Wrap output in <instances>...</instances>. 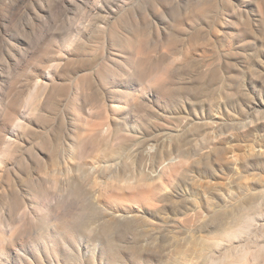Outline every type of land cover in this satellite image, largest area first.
<instances>
[{
	"label": "rangeland",
	"instance_id": "374dc122",
	"mask_svg": "<svg viewBox=\"0 0 264 264\" xmlns=\"http://www.w3.org/2000/svg\"><path fill=\"white\" fill-rule=\"evenodd\" d=\"M8 1L0 0V109L24 95L33 59L39 57L43 61L62 57V63L70 59V69L56 80L68 84L88 73L89 84L80 91L69 88V95L51 111L46 123L52 122L23 134L17 151L4 165L0 229L17 236V241L0 254V264H177L187 253L207 246L202 242L190 249L180 247L186 245L181 239L187 228H195L204 214L227 205L239 185L250 188V212L264 213V0H24L13 16L6 7ZM201 4L211 9L194 18ZM112 26L121 35L147 41L141 53L133 52L134 57L149 54L161 67L175 59L169 72L175 74L180 91L166 99L140 91L141 85L122 65L130 54L119 45ZM104 62L117 65L121 77L112 76L101 86L97 74ZM38 73L40 81H47L45 73ZM118 92L133 94L131 111L118 112L109 137L96 136V153L82 160L75 154L70 159L66 143L77 125L67 120L71 105L67 97L77 95L78 103L91 97L87 108L92 119L99 121L103 105H111ZM121 101L125 105V99ZM224 105L231 112L222 110ZM217 106L222 107L219 112L214 111ZM244 107L252 129L241 143L238 133ZM106 111L112 115L107 106ZM213 115L219 124L215 131H231L240 148L219 153V159L217 153L199 159L191 156L194 162L189 158L191 165L173 179L175 192L160 194L163 200L145 217L127 220L114 205L96 203L109 172V168L99 170V164L107 161L120 176H137L141 169L150 171L152 162L144 157L150 145L165 155L180 150L193 153L191 145L204 138L207 128L203 125ZM178 118L188 122L180 136L173 126ZM33 150L40 151V159ZM259 150L263 154L258 155ZM247 151L250 157L232 161ZM68 163L70 172L65 168ZM258 172L262 182L254 188ZM237 204L205 220L212 231L203 232L206 238L217 232L222 214L235 218L245 212ZM105 220L112 223L108 236L102 231ZM253 222L248 237L224 245L220 255L231 247L241 255L247 252L237 264H264V216L254 217ZM67 226L72 232H65ZM45 238L56 242L54 249L45 248ZM163 238H168L167 250L160 247ZM144 255L152 257L149 262L143 261Z\"/></svg>",
	"mask_w": 264,
	"mask_h": 264
},
{
	"label": "bare ground",
	"instance_id": "6f19581e",
	"mask_svg": "<svg viewBox=\"0 0 264 264\" xmlns=\"http://www.w3.org/2000/svg\"><path fill=\"white\" fill-rule=\"evenodd\" d=\"M23 2L24 0H9L8 5L6 6L8 9V13L12 16L16 14L17 10L23 4ZM201 5L194 11V18H198V16L201 14V16H204L211 9V6L209 5ZM222 21L224 22V19H222ZM114 27H116V25ZM114 32L115 34L113 35L117 34L118 36L117 39H119V45L126 50L128 49L129 51L130 55L129 57H127V59H124L125 61L122 60V65L127 70L131 71V74L129 76L132 79H135L139 83V85H141L140 91L144 92L148 90V93L152 92L158 97L164 99H166L167 96H174L176 94V92L174 93V91H176L179 87L176 86L177 83L175 74L169 72V67L172 69L170 65L173 66L176 60L171 59L167 66L161 67L159 60H153V58L149 54L145 55L142 58H139L137 56L134 57L133 52L141 53L142 50L145 49L147 41L144 39V37H127L119 34L116 29L113 28V33ZM61 58H47V60L44 61L40 60V57L37 59H33L34 69L28 76L27 89L25 90L24 95H18L16 98L11 99L7 103H5L3 107H1L0 174L4 172L5 169L3 170V168L7 166H4L7 160L12 159V156L17 151V147L20 146V137L23 136V134L26 135L31 132L35 133V128L39 125H45L52 122L51 121L46 123L48 120H50L49 115L51 114V111L53 112V109L61 104L63 97L69 95L67 94V92H69V88L71 89L72 87L76 88L77 90H84L85 88H88V73L81 74L80 76L70 81L68 84L60 83L56 80L70 69L69 66L71 60L68 59L66 62L62 63L63 59L61 60ZM112 61H115V59H113ZM110 63L111 62H104L102 68H98L100 72L99 74H97V82L101 86H105L112 76H115L114 79L116 78V76L117 78L121 77V73L119 72L120 69L117 68V65L114 66L112 63ZM38 71H42L43 73H45V75L47 76V81L42 82L38 79ZM97 72L98 71H96V73ZM87 96L89 95L87 94ZM114 96H119V98H117L115 101H111V105H106L111 110L112 115L109 116L107 114L106 106L103 105L104 111L102 112L103 114L101 113V115L99 116V121H95L92 119V115L89 111L90 109L87 108L88 103H90L91 97L86 98V101L84 103H78L76 101L78 97L77 95H74L72 97L69 96L70 98L67 97L66 100L71 104H67L70 106V115L67 120H69L70 122H74L75 125H77V127L75 126L73 128L74 130L71 132L69 141L66 143L70 159H73L75 157V154L77 155L79 160H82L84 156L88 155L89 153H96L99 149V142L95 139L96 136H103L104 138L109 137L111 134L110 124L113 122L112 120H114V118H117L116 115L118 114V112H128L129 110L131 111V106L133 103L131 104L129 102H132V99H134L132 93L124 92L123 94H121L120 92H118L114 94ZM20 97L21 99H19ZM122 98L125 99V105H122ZM67 101L65 102L67 103ZM113 102H116V104ZM141 106H143V104L138 105L139 108ZM138 107H136V110L138 109ZM220 107L221 106H217V109H214V111L219 112ZM226 107L227 106L224 105V107L221 108L222 110L224 109L225 112H231L229 111V109H227L228 107ZM241 111L242 116H240L242 120L241 122L239 121L240 134L238 133V136L241 135V137H243V139H241V143H244L249 137L248 135H250V130L252 129V121H250V113L247 112L248 110L245 107ZM202 114L206 115L203 112ZM211 117L212 118L205 122L203 125V128L208 129L203 130L205 131V134L201 137L204 138L199 139L198 142L196 141L191 145L193 146V153L190 152V154L193 155H190L189 152L184 150L177 151V153L169 152L165 155L162 152H158L157 148L154 145H150L144 156L145 159H148L150 160V162H152V164H150V171L145 172L143 171V169H141L136 174L137 176L125 174L124 176H120L119 172L116 169L112 168L111 164H109L107 161L99 164L101 166L99 170L106 171L109 168V172H106L107 178L100 184L101 188L99 189L98 195L95 197L96 203L105 207H108L111 204L114 205L124 217V219L127 220L138 217H145L148 212L152 211L151 207H156L158 205L157 202L163 200L158 198L160 194L164 196H171L175 192L174 189L176 186L173 183V179L176 178V176L184 173L185 168L187 167L186 165H191L190 162L193 159L191 158V156L195 158L198 157L199 159L203 157H209L211 153H217V159H219V153L221 154L225 152L235 151V135L231 131L227 130L216 132L215 130L219 126L218 119L217 116L214 115ZM63 119H65L64 116ZM61 120L62 117L60 119V122ZM177 121H179L178 124H173V126L175 135L178 133V135L180 136L186 131L183 128L188 124V122L179 120V118L177 119ZM184 122L186 123L184 124ZM63 123H66V120L65 122L63 121ZM53 124H51V126H53ZM58 126L60 127V124ZM188 126L190 127V129H192V131H195V129L192 128L191 124ZM49 140L50 138H48V141ZM252 151H254V149H252ZM38 152L40 151L33 150V153L36 157H38ZM257 152L256 153L258 155L263 154L261 150ZM250 155L252 154L248 151L242 152L239 159L234 158L232 159V161L234 160L233 162L235 163L236 160H244L250 157ZM38 158L40 159V157ZM189 158H191L190 162ZM156 165H158L159 167L156 168ZM65 168L68 170V172H70V163L65 165ZM91 168L96 171V167H93L91 165ZM254 175H257V178L253 182L254 188H256V186L258 187L261 184L262 179L261 173L258 172ZM31 180L32 179H30V181ZM238 188L239 191L231 193V195H229V201H227V205L223 206L222 208L218 207L219 209H216L215 211H213V213L216 211H220L221 209L231 208L235 206L237 202V207L240 206L239 208L244 209L245 212L240 213L235 218L232 214H222L220 220L221 226L218 227L219 229L217 228V232L215 231L214 234H212L211 236L209 235V237L207 238L206 235L204 236L203 232H207V234H210L212 231L210 229V223L207 224L205 220L208 218L210 219L213 213L208 212L204 214L203 220L195 228H187L188 231L186 233V236L181 239L184 243H186V245L180 246L178 244V246L185 249H190V246H200V243L201 245H203L202 242H206L207 246L201 249L202 251H192L191 253H187L186 257L179 261L177 264H237L240 259L246 256V251L241 255L239 253H236V251L231 247L229 248V251H227L223 255H220L219 251L224 245L231 246L234 241L243 239L245 237L247 238L255 224L253 222V218L264 216V213H262L263 211L261 212V210H258L257 213L254 210L250 212V208L248 207V205H251L249 199L250 188L246 187L244 184L239 185ZM16 208H18V206ZM104 223L105 224L102 227V231L105 236H108V232L111 231L112 223L108 220H105ZM17 228L15 227V229ZM63 228L65 232H72V227L67 226ZM13 230L11 232H13ZM17 230L20 231V229ZM18 231L15 230V232L13 233H18ZM16 238L17 236L14 237L12 233H9V235H7L4 230L0 229L1 255L7 252L8 247L10 248L15 244V242L17 241ZM162 242L163 246L161 245L160 247L162 248V250H167L168 246H165V244L169 245L168 238H163ZM43 243L45 248L50 247L54 249L56 245L55 241L47 238H45ZM108 246L111 245L109 244ZM153 246L156 247V245L154 244ZM257 257V255H254L255 259H257ZM150 258L152 257L149 255H144L143 261L149 262Z\"/></svg>",
	"mask_w": 264,
	"mask_h": 264
}]
</instances>
